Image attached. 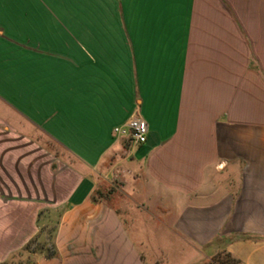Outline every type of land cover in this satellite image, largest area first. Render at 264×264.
<instances>
[{"label":"crops","instance_id":"crops-1","mask_svg":"<svg viewBox=\"0 0 264 264\" xmlns=\"http://www.w3.org/2000/svg\"><path fill=\"white\" fill-rule=\"evenodd\" d=\"M132 117L146 144L113 136ZM1 124L76 160L54 184L57 256L31 264H148V226L93 199L107 179L158 209L174 262L264 264V0H0ZM23 207L0 206V264L39 233Z\"/></svg>","mask_w":264,"mask_h":264},{"label":"rangeland","instance_id":"rangeland-1","mask_svg":"<svg viewBox=\"0 0 264 264\" xmlns=\"http://www.w3.org/2000/svg\"><path fill=\"white\" fill-rule=\"evenodd\" d=\"M75 165V158L45 134L27 132L13 124L0 125V206L12 202L23 203L25 227L31 225L29 215L38 210L39 233L30 240L34 241L30 253L24 252L29 241L21 251L11 255L6 261L8 264H31L35 254L48 256L54 252L55 231L61 214V208L55 207L54 203V184L56 177L62 175L60 169L73 168ZM62 177L69 176L63 174ZM124 187L115 179L99 181L93 198L115 207L131 228L135 223L148 226L149 229L144 228L141 233L133 235L148 264H185L187 261L184 259L174 262L171 257L173 252L165 250L173 246L169 242L174 243L175 239L161 233L160 226L165 225L166 220L159 217L158 209L135 201V192ZM12 211L10 213L15 215V211ZM197 253L199 257L192 259L189 264H206L208 260L203 258L204 252L199 250ZM185 254L194 258L196 256V252L190 250Z\"/></svg>","mask_w":264,"mask_h":264},{"label":"built area","instance_id":"built-area-1","mask_svg":"<svg viewBox=\"0 0 264 264\" xmlns=\"http://www.w3.org/2000/svg\"><path fill=\"white\" fill-rule=\"evenodd\" d=\"M148 123L140 117H132L125 124L113 129L117 139H128L135 145H143L148 141Z\"/></svg>","mask_w":264,"mask_h":264},{"label":"trees","instance_id":"trees-1","mask_svg":"<svg viewBox=\"0 0 264 264\" xmlns=\"http://www.w3.org/2000/svg\"><path fill=\"white\" fill-rule=\"evenodd\" d=\"M94 200L96 201V199H94ZM33 243H34V241H30L26 245V247L24 248V252L30 253V249H31V246ZM56 256H57V253L55 252V249H54V252L52 254L48 255L47 258L52 259V258H55ZM3 264H8V263L5 262ZM206 264H243V263L239 259L234 257L232 254H230L229 252L223 250V251L219 252L218 254H216L213 258L208 260L206 262Z\"/></svg>","mask_w":264,"mask_h":264}]
</instances>
